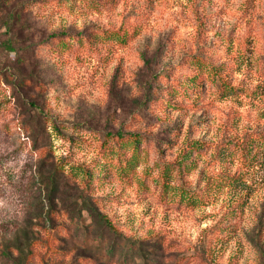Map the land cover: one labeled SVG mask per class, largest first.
Segmentation results:
<instances>
[{
    "label": "rangeland",
    "instance_id": "rangeland-1",
    "mask_svg": "<svg viewBox=\"0 0 264 264\" xmlns=\"http://www.w3.org/2000/svg\"><path fill=\"white\" fill-rule=\"evenodd\" d=\"M0 264H264V0H0Z\"/></svg>",
    "mask_w": 264,
    "mask_h": 264
},
{
    "label": "trees",
    "instance_id": "trees-1",
    "mask_svg": "<svg viewBox=\"0 0 264 264\" xmlns=\"http://www.w3.org/2000/svg\"><path fill=\"white\" fill-rule=\"evenodd\" d=\"M54 39H55V38H54ZM87 208H88V207H87ZM92 213H93V215H94L95 217L98 216V214H96L95 211H92ZM96 219H97V224H99V225H101V226H103V224H104V226L107 225L106 222L103 223V219H102V218L97 217ZM82 240H84V238H82Z\"/></svg>",
    "mask_w": 264,
    "mask_h": 264
}]
</instances>
